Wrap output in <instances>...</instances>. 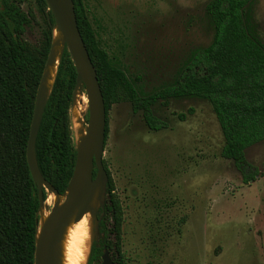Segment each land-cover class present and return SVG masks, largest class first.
<instances>
[{
    "label": "rangeland",
    "instance_id": "1",
    "mask_svg": "<svg viewBox=\"0 0 264 264\" xmlns=\"http://www.w3.org/2000/svg\"><path fill=\"white\" fill-rule=\"evenodd\" d=\"M209 1L84 0L114 62L139 77L146 92L172 83L190 53L211 43ZM22 7L35 16L24 38L39 43L49 29L45 16L31 0ZM252 16L264 44V0H254ZM79 90L86 135L89 100L85 87ZM153 111L166 128L151 130L128 101L109 110L103 161L123 212L125 264H264V141L246 152L247 176L257 172L248 181L222 156L225 139L208 99H160ZM101 189L98 207L89 209L85 201L83 212L89 211L93 239L114 244L115 234L102 235L92 216L101 207L108 211L104 182Z\"/></svg>",
    "mask_w": 264,
    "mask_h": 264
},
{
    "label": "trees",
    "instance_id": "2",
    "mask_svg": "<svg viewBox=\"0 0 264 264\" xmlns=\"http://www.w3.org/2000/svg\"><path fill=\"white\" fill-rule=\"evenodd\" d=\"M29 0H0V264H34L40 199L28 161L27 145L35 104L52 52L56 22L46 0L35 2L49 29L39 43L24 38L35 21L22 4ZM254 0H210L205 13L211 43L194 49L174 81L146 92L111 57L97 36L84 0H74L78 26L104 95L107 111L128 101L134 113L142 112L151 130L167 127L153 105L160 99L198 96L212 104L225 143L222 156L246 174V152L264 141V44L252 25ZM77 70L64 45L57 74L48 96L36 141V161L42 175L64 195L76 170L78 147L72 126ZM89 115V113H88ZM181 118L185 115L181 114ZM106 167V166H105ZM107 169V167H106ZM108 204L96 221L102 235L113 232L114 244L93 239L88 264H102L107 249L116 264H125L121 252L123 212L115 197L107 169ZM97 169L94 170L96 176ZM257 172L246 176L253 179ZM48 193L44 188L43 198ZM105 212V213H104ZM112 221V228L108 223Z\"/></svg>",
    "mask_w": 264,
    "mask_h": 264
},
{
    "label": "water",
    "instance_id": "3",
    "mask_svg": "<svg viewBox=\"0 0 264 264\" xmlns=\"http://www.w3.org/2000/svg\"><path fill=\"white\" fill-rule=\"evenodd\" d=\"M46 2L53 13L56 22L55 29L59 28L63 35V48L64 45H67L77 70L75 92L82 86L85 87L89 100V118L86 135L82 142L83 147L82 145H80V147L77 145L78 157L76 170L70 182V187L64 194L65 200L60 204H55V207L50 209L51 217L44 225L39 221L34 264H51L53 247L58 241L62 228L66 224L70 214L79 203L84 204L86 201L85 205H87L90 193L93 192L98 185L105 182L108 176L103 161L107 127L106 105L97 70L78 26L74 0H46ZM54 48L53 43L52 52L46 69L53 63L52 53ZM46 80L47 76L45 70L43 82L40 86L35 104L27 145V161L32 177L39 189L41 209L46 205L47 201V199L43 198L44 188L47 190V193L50 191L63 196L59 194L53 185L42 175L36 161V141L46 102L51 92V90L48 94L45 92L46 88L43 83ZM95 168L97 169L96 176H94ZM92 216L94 220L97 219L96 212H93ZM40 228L41 232L38 238V231ZM102 264H116L112 260L107 249L102 256Z\"/></svg>",
    "mask_w": 264,
    "mask_h": 264
},
{
    "label": "bare ground",
    "instance_id": "4",
    "mask_svg": "<svg viewBox=\"0 0 264 264\" xmlns=\"http://www.w3.org/2000/svg\"><path fill=\"white\" fill-rule=\"evenodd\" d=\"M54 50L52 53L53 63L46 69L47 80L43 83L48 94L53 86L57 74L58 65L63 50L64 39L59 28L54 31ZM80 90H76L72 106V122L77 141L82 145L85 138L83 129V109ZM83 147V145H82ZM102 195L101 185L90 193L87 200L89 209L98 207ZM62 196L48 192L46 205L40 210V221L44 225L51 217L50 207L61 202ZM89 211L83 212V204L79 203L70 214L63 226L58 241L53 247L51 264H88L90 249L93 242L94 226ZM41 228L38 231L40 236Z\"/></svg>",
    "mask_w": 264,
    "mask_h": 264
}]
</instances>
